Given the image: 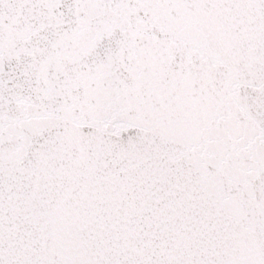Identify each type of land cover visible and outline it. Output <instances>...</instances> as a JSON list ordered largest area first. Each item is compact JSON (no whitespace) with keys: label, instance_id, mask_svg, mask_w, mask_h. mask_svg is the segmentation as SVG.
Listing matches in <instances>:
<instances>
[{"label":"snow or ice","instance_id":"6c2138e0","mask_svg":"<svg viewBox=\"0 0 264 264\" xmlns=\"http://www.w3.org/2000/svg\"><path fill=\"white\" fill-rule=\"evenodd\" d=\"M0 264H264V0H0Z\"/></svg>","mask_w":264,"mask_h":264}]
</instances>
